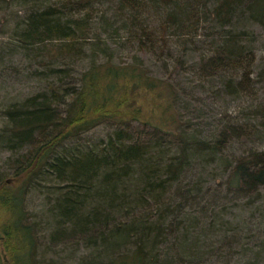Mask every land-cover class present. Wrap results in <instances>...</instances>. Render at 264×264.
<instances>
[{
    "label": "rangeland",
    "instance_id": "1",
    "mask_svg": "<svg viewBox=\"0 0 264 264\" xmlns=\"http://www.w3.org/2000/svg\"><path fill=\"white\" fill-rule=\"evenodd\" d=\"M41 1L0 0V134L7 124L5 108L11 103L48 93L53 85L77 84L84 71L99 63H140L149 75L175 85V111L179 130L190 141L188 152L194 148L195 140L214 141L221 132L229 131L221 150L194 156L169 188L136 204V214L148 226L155 222L162 226V230L151 235L150 245H143L147 264H264V187L257 193H244L227 182V166L234 158L264 149V27L244 19L233 25L234 31L247 33L245 44L256 54L252 82L233 90L225 87L226 73L212 75L201 65L221 32L211 23H202L185 35L176 32L182 34L177 36L174 27L170 28L165 32L166 45L158 41L151 46L145 41L141 48L137 35L143 29L144 33H154L156 39L164 30V6L145 0L138 11L120 10L117 0H96L85 9L78 4L62 9L60 3L66 14L81 17L87 23L77 32L80 37L76 49L67 53L59 51L60 42L56 40L21 43L24 20L37 5H47ZM60 106L64 108L62 102ZM118 128L115 123L101 122L67 142L63 149L73 152L99 146ZM129 129L130 136L147 141L151 138L149 129L138 122L131 123ZM166 138L161 146L164 153L160 155L165 158L174 150L169 145L172 140ZM28 148L24 145L11 151L0 139V182L13 185L12 162ZM63 188L52 176L41 173L24 192V216L35 225L37 236V264H97L102 257L101 248L76 238L57 243L51 240L54 228L50 211ZM124 189L132 203L138 198H131L132 193H139L141 187L127 185ZM129 210L128 207L124 213ZM5 219L1 214L0 251ZM154 236L156 246L152 247ZM134 249V244L120 248L121 252Z\"/></svg>",
    "mask_w": 264,
    "mask_h": 264
},
{
    "label": "trees",
    "instance_id": "2",
    "mask_svg": "<svg viewBox=\"0 0 264 264\" xmlns=\"http://www.w3.org/2000/svg\"><path fill=\"white\" fill-rule=\"evenodd\" d=\"M54 1L42 0L46 6L37 5L28 12L21 43L33 45L56 40L60 42L59 51L71 53L80 37L77 32L87 23L62 9L73 4L85 9L96 0ZM144 1L117 0V3L120 10L138 11ZM150 1L167 8L164 30L156 39L154 33H144L143 29L137 35L141 48L145 41L151 46L158 41L166 45L165 32L170 28L174 27L175 34L185 35L196 31L202 23H211L221 32L213 49L202 58V68L212 75L226 73L225 87L233 90L252 82L256 54L246 45L247 33L234 31L233 25L244 19L264 27V0ZM176 94L174 84L149 75L140 63L109 61L84 71L77 84L53 85L48 93L13 102L5 108L7 124L0 134L1 141L11 151L24 145L29 148L12 162L14 186L0 182V215L6 216L2 225V264H37L35 225L26 221L22 200L25 190L41 173L52 176L57 185L64 187L50 211L54 228L51 240L57 243L76 238L101 248L103 258L97 264H147L143 245H150L151 235L162 230V226L157 222L148 226L136 214V204L169 188L194 156L221 150L229 135V131H224L214 141L195 140L194 148L188 152L190 141L179 130L175 111ZM262 118L264 122V115ZM104 121L119 128L99 146L73 152L63 149L67 142ZM133 122L149 129L148 141L129 135ZM166 137L172 140L169 145L174 150L165 158L160 155L164 153L161 146L165 145ZM227 169L230 187L257 193L264 187V149L237 156ZM127 185L141 187L139 193H132L131 198L138 195L132 203L130 194L125 196L122 190ZM128 207L130 210L125 214ZM165 217L162 216V223ZM155 238L151 240L152 247L156 246ZM128 244H134L135 249L121 252L120 248Z\"/></svg>",
    "mask_w": 264,
    "mask_h": 264
}]
</instances>
